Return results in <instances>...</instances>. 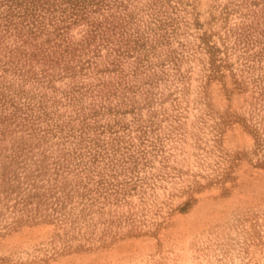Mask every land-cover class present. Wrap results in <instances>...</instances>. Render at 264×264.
<instances>
[{"label":"rangeland","instance_id":"374dc122","mask_svg":"<svg viewBox=\"0 0 264 264\" xmlns=\"http://www.w3.org/2000/svg\"><path fill=\"white\" fill-rule=\"evenodd\" d=\"M48 2L0 0V264H264V0Z\"/></svg>","mask_w":264,"mask_h":264},{"label":"trees","instance_id":"16d2710c","mask_svg":"<svg viewBox=\"0 0 264 264\" xmlns=\"http://www.w3.org/2000/svg\"><path fill=\"white\" fill-rule=\"evenodd\" d=\"M47 3H49L48 2V0H47ZM256 4V3H255ZM262 17H264V16H262ZM264 21V20H263ZM262 26H264V22H263V24H262ZM263 31V28H261L260 29V33ZM241 33H242V35L247 39V40H249V42H252V43H255V42H260L261 41V39H259V38H256L254 35L255 34H253L252 33V30H249V28L247 27H243L242 28V30H241ZM6 180H7V178L6 177H1L0 178V185L3 183H6Z\"/></svg>","mask_w":264,"mask_h":264}]
</instances>
